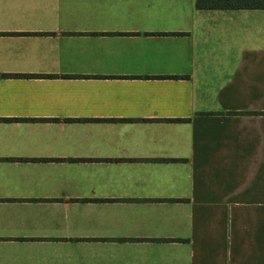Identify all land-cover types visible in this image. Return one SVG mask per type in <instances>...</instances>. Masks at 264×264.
Wrapping results in <instances>:
<instances>
[{"label":"crops","instance_id":"crops-1","mask_svg":"<svg viewBox=\"0 0 264 264\" xmlns=\"http://www.w3.org/2000/svg\"><path fill=\"white\" fill-rule=\"evenodd\" d=\"M0 264H264V10L0 0Z\"/></svg>","mask_w":264,"mask_h":264},{"label":"trees","instance_id":"trees-1","mask_svg":"<svg viewBox=\"0 0 264 264\" xmlns=\"http://www.w3.org/2000/svg\"><path fill=\"white\" fill-rule=\"evenodd\" d=\"M196 8L202 11L264 10V0H196Z\"/></svg>","mask_w":264,"mask_h":264}]
</instances>
